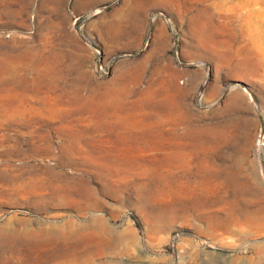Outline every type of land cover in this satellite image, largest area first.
I'll use <instances>...</instances> for the list:
<instances>
[{
	"label": "rangeland",
	"instance_id": "1",
	"mask_svg": "<svg viewBox=\"0 0 264 264\" xmlns=\"http://www.w3.org/2000/svg\"><path fill=\"white\" fill-rule=\"evenodd\" d=\"M0 264H264V0H0Z\"/></svg>",
	"mask_w": 264,
	"mask_h": 264
},
{
	"label": "bare ground",
	"instance_id": "2",
	"mask_svg": "<svg viewBox=\"0 0 264 264\" xmlns=\"http://www.w3.org/2000/svg\"><path fill=\"white\" fill-rule=\"evenodd\" d=\"M58 1V0H57ZM227 1H232V0H227ZM7 2V1H6ZM16 2V1H15ZM53 2V1H52ZM232 4V3H231ZM232 6V8H233V10H235L236 11V13H234V16H236V18H240V19H243V20H246L247 19V17H249L251 14H252V12H251V10L250 9H246L244 6L242 7V9L241 10H239L238 9V7H237V9H236V4L234 3V4H232L231 5ZM241 7V6H240ZM239 11V12H238ZM227 16L229 17V15H226V18H227ZM219 17V16H218ZM116 23V22H115ZM110 25V24H109ZM112 27V26H111ZM111 30V29H110ZM125 30V29H124ZM121 31H123V29L121 30ZM120 35V34H119ZM117 37V36H116ZM187 147H188V145H186ZM190 150V149H189ZM188 157V156H187Z\"/></svg>",
	"mask_w": 264,
	"mask_h": 264
}]
</instances>
